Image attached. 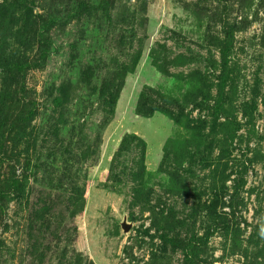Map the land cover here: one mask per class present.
<instances>
[{"label": "rangeland", "instance_id": "374dc122", "mask_svg": "<svg viewBox=\"0 0 264 264\" xmlns=\"http://www.w3.org/2000/svg\"><path fill=\"white\" fill-rule=\"evenodd\" d=\"M0 264H264V0H0Z\"/></svg>", "mask_w": 264, "mask_h": 264}, {"label": "water", "instance_id": "95a60500", "mask_svg": "<svg viewBox=\"0 0 264 264\" xmlns=\"http://www.w3.org/2000/svg\"><path fill=\"white\" fill-rule=\"evenodd\" d=\"M121 228L124 232H127L130 228V225L125 222V219H123V222L121 223Z\"/></svg>", "mask_w": 264, "mask_h": 264}]
</instances>
